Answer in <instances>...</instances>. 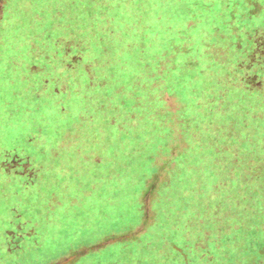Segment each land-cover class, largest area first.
Instances as JSON below:
<instances>
[{"label": "trees", "instance_id": "trees-1", "mask_svg": "<svg viewBox=\"0 0 264 264\" xmlns=\"http://www.w3.org/2000/svg\"><path fill=\"white\" fill-rule=\"evenodd\" d=\"M0 56L134 146L166 243L105 261L264 264V0H0Z\"/></svg>", "mask_w": 264, "mask_h": 264}, {"label": "rangeland", "instance_id": "rangeland-1", "mask_svg": "<svg viewBox=\"0 0 264 264\" xmlns=\"http://www.w3.org/2000/svg\"><path fill=\"white\" fill-rule=\"evenodd\" d=\"M23 71L0 56V264L130 259L141 238L164 230L146 201L134 146L82 139L86 122L69 126L76 110L65 114L49 88L24 89ZM155 235L152 250L166 243Z\"/></svg>", "mask_w": 264, "mask_h": 264}]
</instances>
